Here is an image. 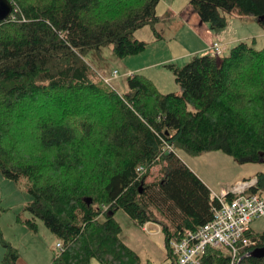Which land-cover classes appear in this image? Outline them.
Wrapping results in <instances>:
<instances>
[{
  "label": "trees",
  "instance_id": "1",
  "mask_svg": "<svg viewBox=\"0 0 264 264\" xmlns=\"http://www.w3.org/2000/svg\"><path fill=\"white\" fill-rule=\"evenodd\" d=\"M10 1L13 15L0 21V172L27 179L32 218L19 219L34 230L42 220L69 242L56 264H143L121 238L115 214L123 210L142 225L159 221L160 212L170 221L163 230L171 258L178 231L213 217L210 188L177 150L264 162V47L242 40L222 59L209 53L184 66L165 65L181 93H163L140 73L128 76L129 90L120 93L86 56L106 46L120 58L144 52L148 42L135 33L147 25L162 39L160 0ZM190 4L215 30L232 17L264 29V0ZM141 165L147 168L142 175ZM154 166L162 175L148 181ZM258 175L263 190L264 172ZM258 237L255 248L264 246V231ZM0 240L1 264H16L20 253L3 240L1 228ZM200 264H232V258L209 248ZM240 264H264V258Z\"/></svg>",
  "mask_w": 264,
  "mask_h": 264
},
{
  "label": "rangeland",
  "instance_id": "2",
  "mask_svg": "<svg viewBox=\"0 0 264 264\" xmlns=\"http://www.w3.org/2000/svg\"><path fill=\"white\" fill-rule=\"evenodd\" d=\"M191 8L190 0H160L157 7L160 22L157 24L156 29L165 39L164 43L161 41L164 48V55L170 53H183L186 51L185 44L188 49L195 48L194 43H197L199 39H196L194 35H191L192 39H189L187 36H180L177 39L173 38L178 37L176 34L182 24L179 20H181L183 13L180 16L177 12H187ZM168 11L170 14L167 13ZM240 20L242 22H248L242 19ZM154 35L151 26L147 25L140 29L139 33L135 34V37H141L143 40L151 43L150 38ZM249 40H252V38ZM234 45L235 44H230L225 47L223 52L217 57L222 59L227 56ZM254 46L258 49L263 48L264 39L258 38ZM149 47L152 50L153 47H151V45H149ZM146 54L144 60H141L143 57L134 59L132 56L120 58L114 53L112 46H106L101 52L96 50L90 51L86 56V61L91 65L97 76L104 79H111L113 73L118 71L119 78L112 79L110 85L120 93H126L128 91V76L130 73H140L148 78H150L149 75H152L155 77V81L150 79L163 93H181L180 86L176 82L173 71L165 65L159 66L158 69H153V74H151V71H130L131 66L129 65L128 67L130 63L139 61L138 64H140L151 61V52ZM202 54H204V52H201V55ZM194 56L196 55L175 62L174 64L184 66L190 62ZM177 154L192 168V170L195 169L198 173H204L202 174L204 177L210 178V181L214 183V190H218L223 184L229 185L233 183L234 180L232 179L236 175L244 174L243 172L246 170H249L250 173L257 171L264 172V162L241 164L233 157L221 151H212L198 156H191L181 150H177ZM160 168V166L153 167L148 181L158 179L162 175ZM262 194L264 195V189L262 190ZM29 200L30 197L27 190L26 178H20L18 181H15L5 178L0 172V228L3 240L16 247L21 257H27L29 261L33 262V255L36 254L44 256L43 258L45 259L49 258V256L57 255L59 250L56 249V242L59 238L50 231L42 220H37V229L34 230L19 219V217L24 220L32 218V214L26 210V205ZM157 214L159 221H152L158 222L162 226L163 223L170 224V221L160 212ZM115 217L122 227L121 238L139 254L143 264H166L167 249L163 236L146 234L141 229V225L134 221L123 210H118ZM99 218L102 217L100 216ZM251 228L257 234L262 233L264 231V217L256 218L252 222ZM4 252V242L0 240V256L3 257ZM93 264L98 263L97 261H93Z\"/></svg>",
  "mask_w": 264,
  "mask_h": 264
},
{
  "label": "built area",
  "instance_id": "3",
  "mask_svg": "<svg viewBox=\"0 0 264 264\" xmlns=\"http://www.w3.org/2000/svg\"><path fill=\"white\" fill-rule=\"evenodd\" d=\"M224 48V43L214 42L209 51L218 56ZM117 78L119 73L115 71L112 78L105 81L110 84L112 79ZM167 149L174 150L172 145H167ZM138 170L142 175L147 168L141 165ZM259 183L260 177L255 174L222 186L219 192L211 190L212 219L196 229L178 231L170 242L172 257L167 259L166 264H200L209 248L227 250L232 264H238L243 250L255 248L259 243L258 234L251 228L256 218L264 217V195L259 190ZM141 229L148 235L165 236L163 226L152 220L143 223ZM66 245L69 242L65 244L59 239L56 249L60 253Z\"/></svg>",
  "mask_w": 264,
  "mask_h": 264
},
{
  "label": "crops",
  "instance_id": "4",
  "mask_svg": "<svg viewBox=\"0 0 264 264\" xmlns=\"http://www.w3.org/2000/svg\"><path fill=\"white\" fill-rule=\"evenodd\" d=\"M192 7V6H191ZM168 14L169 11L167 12ZM176 13V12H174ZM183 13V14H182ZM178 15L181 16V27L178 30V33L176 34L178 37H173L174 39L179 38L180 36L191 38V35H194L196 39H199L197 43H194L195 48L194 49H188L187 45L185 44V49L183 53H170L164 55V48L163 44H161V41L164 43V38L157 39L155 35L150 38L151 43H148V47L146 50L138 55L132 56L134 59H140L144 60L146 57V53L151 52V61L148 63H130L128 64L131 66L130 71L132 72H139V71H151V74H153V69H158L159 66L167 65L171 63L178 62L180 60H184L185 58L192 57L193 55H201V52H204V54H209V46L214 42H221L225 44V47L229 46L230 44H236L239 41L242 40H249L254 39L255 42L258 41V38L264 39V29L260 26L259 23L255 21H248V22H242L237 17H232L228 26L225 29L222 30H215L211 28V26L208 23H203L199 17V15L193 10V8L189 9L187 12H177ZM140 30H138L136 33H139ZM135 33V34H136ZM181 34V35H180ZM138 39L143 40L141 37ZM151 45V48L149 47ZM166 52V51H165ZM207 52V53H206ZM129 63V62H128ZM137 74V73H135ZM150 78L155 81V77L152 75H149ZM129 90V89H128ZM254 164V163H250ZM189 166V165H188ZM191 168V167H190ZM192 169V168H191ZM195 170V169H193ZM210 188V190H214L212 181H210V178L204 177L202 174L204 173H198L196 170L194 171ZM261 172V171H260ZM259 171L250 173L249 170L244 171V174L236 175L232 180L233 183L239 179L248 178L255 174H259ZM231 183V184H233ZM230 185V184H229ZM222 186H228V185H221ZM220 187V188H221ZM220 188L218 190H215L217 192L220 191ZM4 256V255H3ZM57 255L49 256V258L45 259L44 256L41 255H33L34 257V263L29 261L27 257H20L17 259L16 264H56V258ZM3 257L0 256V264L2 262ZM98 263V262H97ZM93 264V263H92ZM100 264V263H98Z\"/></svg>",
  "mask_w": 264,
  "mask_h": 264
},
{
  "label": "water",
  "instance_id": "5",
  "mask_svg": "<svg viewBox=\"0 0 264 264\" xmlns=\"http://www.w3.org/2000/svg\"><path fill=\"white\" fill-rule=\"evenodd\" d=\"M13 14V4L10 0H0V21L7 20ZM88 203L92 202V199H87ZM247 257L264 258V246L257 247L246 253L240 258L238 264L241 263Z\"/></svg>",
  "mask_w": 264,
  "mask_h": 264
}]
</instances>
